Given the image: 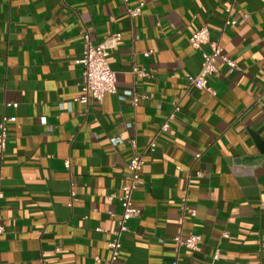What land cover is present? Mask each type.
<instances>
[{
  "label": "crops",
  "instance_id": "0c3cea01",
  "mask_svg": "<svg viewBox=\"0 0 264 264\" xmlns=\"http://www.w3.org/2000/svg\"><path fill=\"white\" fill-rule=\"evenodd\" d=\"M231 1L0 0V264H107L121 213L108 197L134 153L138 215L115 264H264V0H239L224 28ZM202 27L236 65L217 61L211 93L186 77L208 51L188 41ZM115 33L116 93L81 104L83 35ZM179 233L199 249H176Z\"/></svg>",
  "mask_w": 264,
  "mask_h": 264
},
{
  "label": "built area",
  "instance_id": "2783aa9c",
  "mask_svg": "<svg viewBox=\"0 0 264 264\" xmlns=\"http://www.w3.org/2000/svg\"><path fill=\"white\" fill-rule=\"evenodd\" d=\"M239 0H232L228 7L225 9L226 20L224 22V28L229 26H235L237 21L231 17V12L234 6ZM143 3H139L135 8H127V14L130 17H136L141 11ZM246 18V15H244ZM121 40L120 33H115L108 37L105 41L99 44H93L90 37L87 34L83 35V47L80 57L75 60V64L82 68V86L81 96L78 98V102L84 105H88L90 101L100 103L104 96L107 94L116 93V73L109 67L108 57L110 52L115 49ZM189 44L193 49H200L202 45H207L208 51L202 52L201 67L196 75H186L189 89L204 90L211 93L208 86V79L217 72V61L224 63L229 71H232L236 65L222 54V49L217 41H211L209 38V31L206 27H202L193 32L189 39ZM174 112L178 110V104H173ZM173 112V114H174ZM170 115V118L173 117ZM7 119H2L0 122V157L6 148V122ZM167 123L163 124L160 130L156 133L155 137L146 147V151L153 152L156 148V139L160 132L165 131ZM111 142L116 145L120 142L118 139H112ZM134 146V142H131ZM143 161L142 156L134 153L131 160L127 164L129 176L124 185L121 186L120 195L111 194L108 200L117 199L121 213L116 219V228L112 233V240L107 244L109 250V258L107 264H115L118 260L119 251L121 249L122 236L128 232V222L138 215V210L133 206L132 194L140 181V172L142 169ZM66 168L69 167L68 162L65 163ZM0 199H2V193L0 192ZM181 210L183 214H188L191 218L195 216V211L189 210L186 205V198L181 199ZM108 215L115 217L112 212H108ZM184 221L183 216L180 218V223ZM4 228L0 217V243L2 241V235ZM173 242L176 249L185 248L191 251H197L201 242V238L198 235H189L183 237L180 233L173 237ZM218 255L213 256V260L216 261ZM97 262L98 258L95 259Z\"/></svg>",
  "mask_w": 264,
  "mask_h": 264
}]
</instances>
